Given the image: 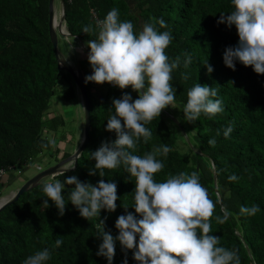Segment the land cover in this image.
<instances>
[{
  "label": "trees",
  "instance_id": "1",
  "mask_svg": "<svg viewBox=\"0 0 264 264\" xmlns=\"http://www.w3.org/2000/svg\"><path fill=\"white\" fill-rule=\"evenodd\" d=\"M64 3L67 31L85 42L95 38L94 32H83L85 25L95 27L91 11L103 19L112 8L119 10L121 20H131L137 29L152 22L161 31H171L173 39L165 51L170 59L181 58L172 72L175 103L146 125L152 136L137 144L135 154L168 145L167 155L158 157L164 167L154 178L162 181L169 174L197 171L215 203L211 233L220 237V245L238 253L240 264H264V74L240 62H236L235 70L223 63L225 48L238 41L234 25L218 23L221 13L226 16L232 10L230 0H136L133 11L128 0ZM156 18H163L166 28H161ZM47 20L48 0H0V183H7L9 171L31 167L39 155L55 156L60 151L57 141L66 138L60 129L64 119L47 112L55 91L69 101L77 102L79 98L68 73L58 68ZM186 54L192 57L187 68L183 64ZM206 62L213 67L210 73ZM182 73H187L188 78L184 79ZM82 74L85 80L88 72L84 70ZM197 82L217 90L224 111L211 117L202 114L188 122L183 119L182 108L187 90ZM86 87L89 139L75 166L70 168L71 163L64 176L55 178L76 175L80 181L94 185L101 179L115 181L117 208L113 212L102 209L100 213L104 230L115 237L116 218L126 211L135 214L131 206L134 178H129L122 166L105 169L104 177L89 174L95 164L90 152L116 138L114 131L106 129L107 118L112 99L119 98L126 89L107 83L105 93L97 95L89 82ZM134 94L133 99L137 98L135 91ZM229 124L232 132L225 137L223 131ZM211 138L216 140L214 146L208 143ZM36 166L41 169L38 163ZM232 175L237 178L230 180ZM52 177L24 191L0 210V264H22L28 255L45 247L52 250L47 264H107L106 258L96 255L101 242L97 237L98 218L87 220L68 202L74 185H65L62 190L68 202L63 215L58 214L51 200L45 209L41 184ZM123 205H128L127 209ZM253 205L257 206L255 213L241 210L242 206ZM222 208L229 215L221 222L216 217H223ZM57 239L62 241L59 246L55 245ZM125 257L128 264H138L133 250H122L117 241L113 264H121Z\"/></svg>",
  "mask_w": 264,
  "mask_h": 264
},
{
  "label": "clouds",
  "instance_id": "2",
  "mask_svg": "<svg viewBox=\"0 0 264 264\" xmlns=\"http://www.w3.org/2000/svg\"><path fill=\"white\" fill-rule=\"evenodd\" d=\"M230 3L232 10L226 16L221 13L218 23H225L228 27L234 25L238 41L235 46L225 48L223 63L235 70L236 62H240L252 66L256 73L264 74V0H230ZM156 20L161 28H166L163 18ZM83 32L95 33V38L86 42L92 71L86 74L85 82H108L120 89L131 86L137 93L135 99L129 92L112 99L106 129L114 131L116 138L102 142L90 152V159L95 164L89 169V174L104 177L105 169L122 166L129 178H134L131 206L135 214L126 211L116 218L118 234L115 237L105 231L100 213L102 209L113 212L117 208V185L113 180L106 182L103 179L94 185L80 181L76 175L63 180L55 178L64 176L74 163L41 184L45 209L51 200L58 214L63 215L66 204L71 202L87 220L98 218L97 237L101 242L96 255L106 258L107 264H113L117 241L122 250H133V259L138 264H240L238 253L220 245V237L211 233L210 217L215 203L201 184L199 173L181 171L157 181L154 174L164 167L163 160L158 157L166 156L170 147L154 146L152 151L143 155L135 154L137 144L141 140L147 142L152 136L146 125L159 117L162 109L173 107L175 103L172 72L181 58L170 59L165 51L173 39L171 31H161L152 22H145L137 29L131 20H121L119 10L112 8L103 19L96 21L95 27L85 25ZM191 59L186 54L185 68ZM204 65L209 73L213 71L208 62ZM181 75L188 78L187 73ZM186 95L182 111L183 119L188 122L195 121L202 114L211 117L224 111L223 102L212 86L197 82ZM231 132L229 124L223 135L228 137ZM208 143L214 146L215 138L209 139ZM236 178L235 175L229 177L230 180ZM65 185H74L68 193L67 203L62 194ZM123 207L127 209L128 205ZM241 210L255 213L257 206H242ZM221 211L223 217L217 216L216 219L222 222L229 213L224 208ZM61 243L60 239L55 241L57 246ZM51 255L52 250L45 247L28 255L22 264H47ZM121 264H128L126 257Z\"/></svg>",
  "mask_w": 264,
  "mask_h": 264
},
{
  "label": "rangeland",
  "instance_id": "3",
  "mask_svg": "<svg viewBox=\"0 0 264 264\" xmlns=\"http://www.w3.org/2000/svg\"><path fill=\"white\" fill-rule=\"evenodd\" d=\"M54 11L57 14V19L61 16V4L59 0H54ZM143 26V24H142ZM141 28V26H140ZM66 31V30H63ZM85 48H82L79 39L74 37L73 35L64 36L61 33H57V47L60 54L64 57L72 59L70 56L78 58V61H75L76 66H80L82 71L86 70L89 74L91 67L89 61L87 59V52L86 49V42L84 41ZM89 50V49H88ZM108 82L97 84L95 82H89V85L92 87V92L96 93L97 95H103L105 93L106 84ZM126 92L131 93L132 97L135 96L134 91L131 89V86H128ZM78 98V96H77ZM47 112L49 115L58 114L61 115L64 119V126H62L64 133H66V138L63 140L57 141L58 147H60V151L57 152L55 156H51L49 153L44 156V154L39 155L32 165L29 168H24V170H12L9 171L6 176V184L1 181L0 187L2 191V199L8 198L11 193L15 191L27 178L28 176H32L36 173L39 164L41 169H44L50 165L55 164L56 162L60 161L61 159H65L67 156H62V152H68L69 155L75 150L76 146L79 143L81 134H82V124H83V115L82 109L80 105V100L78 98L76 101H69L62 97V95L55 91V93L50 98V102L48 104ZM51 156V157H50ZM64 166L69 167L70 162L65 161Z\"/></svg>",
  "mask_w": 264,
  "mask_h": 264
},
{
  "label": "water",
  "instance_id": "4",
  "mask_svg": "<svg viewBox=\"0 0 264 264\" xmlns=\"http://www.w3.org/2000/svg\"><path fill=\"white\" fill-rule=\"evenodd\" d=\"M61 4V16L59 19H57V15L54 11V0H48V20H47V27H48V34L49 39L53 47V52L55 59L57 61V65L59 69L64 70L68 75L70 76L74 86L75 90L77 92V95L80 100V105L82 109V115H83V124H82V134L79 140L78 145L76 146L75 150L65 157V159H61L60 161L56 162L53 165H50L44 169H40L36 173H34L32 176L28 177L8 198H5V200H1L3 197L0 196V210L4 208L6 205L14 202L18 196L23 193L24 191L38 185L45 179L52 177L57 171H62L66 168L64 166L65 161H69L70 164L74 163V166L76 164L77 157L84 149L85 144L87 143L89 136V128H90V117H89V99L87 96V87L86 83L82 74V69L80 66H76L75 64L71 63L66 57H64L62 54L59 53L58 47H57V33H61L64 36H70V32L67 31L65 27V3L64 0H59ZM66 30V31H63ZM77 39H79L80 44L82 48H85L84 40H81L77 35H73ZM88 49H86V52L88 53ZM92 70H90L89 74ZM73 166V167H74ZM72 167V168H73Z\"/></svg>",
  "mask_w": 264,
  "mask_h": 264
},
{
  "label": "crops",
  "instance_id": "5",
  "mask_svg": "<svg viewBox=\"0 0 264 264\" xmlns=\"http://www.w3.org/2000/svg\"><path fill=\"white\" fill-rule=\"evenodd\" d=\"M128 2H129V5H130V7H131V10L133 11V10H135L136 9V0H128ZM57 15V14H56ZM100 19V18H99ZM65 27H66V23H65ZM67 29V28H66ZM69 32V31H68ZM82 40V39H81ZM72 59H74L75 57H72V56H70ZM67 58V57H66ZM71 63H73V64H75L76 65V63H75V61L74 60H76V61H78V58H75L74 60H72V59H69V58H67Z\"/></svg>",
  "mask_w": 264,
  "mask_h": 264
},
{
  "label": "built area",
  "instance_id": "6",
  "mask_svg": "<svg viewBox=\"0 0 264 264\" xmlns=\"http://www.w3.org/2000/svg\"><path fill=\"white\" fill-rule=\"evenodd\" d=\"M68 1H70V0H68ZM91 14H92V16L94 17L95 21L100 20V19L95 15V13H94L93 11H91Z\"/></svg>",
  "mask_w": 264,
  "mask_h": 264
},
{
  "label": "bare ground",
  "instance_id": "7",
  "mask_svg": "<svg viewBox=\"0 0 264 264\" xmlns=\"http://www.w3.org/2000/svg\"><path fill=\"white\" fill-rule=\"evenodd\" d=\"M58 17V16H57Z\"/></svg>",
  "mask_w": 264,
  "mask_h": 264
}]
</instances>
